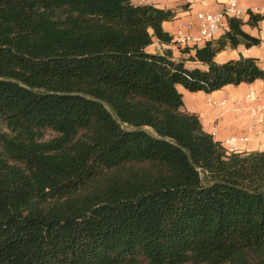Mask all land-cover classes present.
I'll return each mask as SVG.
<instances>
[{"label":"trees","instance_id":"trees-1","mask_svg":"<svg viewBox=\"0 0 264 264\" xmlns=\"http://www.w3.org/2000/svg\"><path fill=\"white\" fill-rule=\"evenodd\" d=\"M131 1L0 0V264H264V151L228 153L176 88L264 90L256 59L214 61L264 15L182 48Z\"/></svg>","mask_w":264,"mask_h":264},{"label":"crops","instance_id":"crops-1","mask_svg":"<svg viewBox=\"0 0 264 264\" xmlns=\"http://www.w3.org/2000/svg\"><path fill=\"white\" fill-rule=\"evenodd\" d=\"M224 0H132L135 6L151 5L158 9L171 10L175 13L171 21L162 23V28L175 41L176 35L181 32L190 34L193 38H197V21L196 14L201 12H216L221 8ZM237 5L242 11L239 18L242 22L248 19V12L254 15H264L262 12V0H237ZM191 25L192 29L187 32L185 27ZM226 29V22H225ZM242 31L248 35L257 38L260 41L259 46L245 49L238 46L235 49L226 48L217 54L214 61L222 63L230 59H238L239 57L254 58L258 65L264 70V19L257 23L255 28L247 25L241 27ZM220 35V34H219ZM218 35V36H219ZM176 42V41H175ZM202 42L189 43L180 45L182 48L201 47ZM171 49L174 58L181 57L176 46H163L157 42H153L145 50L156 51L161 54L164 49ZM177 91L181 94L183 107L182 110L187 113L195 114L207 134L220 144L231 137H248L246 143L234 144L236 151L234 153L243 152H263L264 151V123L256 126L252 132L248 128L251 124V118L247 110L256 107L257 104L245 99L247 94H253L261 98L260 105L264 107V90L260 81H255L250 85L241 84L239 86H226L222 89L210 94L202 92L190 93L182 87L177 86ZM225 101L223 105L211 106L209 102L220 103Z\"/></svg>","mask_w":264,"mask_h":264},{"label":"built area","instance_id":"built-area-1","mask_svg":"<svg viewBox=\"0 0 264 264\" xmlns=\"http://www.w3.org/2000/svg\"><path fill=\"white\" fill-rule=\"evenodd\" d=\"M263 7L262 12L264 14V0H262ZM242 11L237 5V0H224L221 3V8L216 12H201L196 14L197 21V38H193L190 34H183L179 32L175 41L179 45H187L189 43H197L209 41L218 37L225 27V22L228 18L239 19L242 16ZM186 31L189 32L192 26L189 24L185 27ZM246 100L256 103V107H251L247 110L251 118V124L248 128L249 132H252L256 126H261L264 123V107L260 105L261 98L253 94H247L245 96ZM211 106H220L225 103V101L220 103L209 102ZM248 137H231L221 143L224 149L228 153H234L237 149L234 144L246 143Z\"/></svg>","mask_w":264,"mask_h":264},{"label":"rangeland","instance_id":"rangeland-1","mask_svg":"<svg viewBox=\"0 0 264 264\" xmlns=\"http://www.w3.org/2000/svg\"><path fill=\"white\" fill-rule=\"evenodd\" d=\"M154 52H156V51H154V50L153 51H148V53H151V54H154ZM186 66L191 67L193 65L188 63V64H186Z\"/></svg>","mask_w":264,"mask_h":264}]
</instances>
